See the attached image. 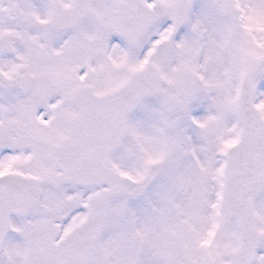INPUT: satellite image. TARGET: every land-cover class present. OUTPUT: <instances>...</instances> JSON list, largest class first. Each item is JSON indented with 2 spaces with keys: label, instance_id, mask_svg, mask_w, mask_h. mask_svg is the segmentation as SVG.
I'll return each instance as SVG.
<instances>
[{
  "label": "rangeland",
  "instance_id": "obj_1",
  "mask_svg": "<svg viewBox=\"0 0 264 264\" xmlns=\"http://www.w3.org/2000/svg\"><path fill=\"white\" fill-rule=\"evenodd\" d=\"M216 1L202 0V5L197 6L186 35L176 43L180 48L176 49L172 63L158 60L157 65L164 67L168 95L159 103L142 106L140 113L145 115L148 123L144 126L140 117H134L129 130V140L133 143L127 142L123 155L113 158V169L118 175L140 170L139 156L136 154L132 158L135 146L138 145L137 153L140 151V127L149 130L150 126L158 127L159 123L168 121L172 134L165 147V156L175 163L174 169H166L167 164H164L157 181L156 174H150L152 170L146 176L137 174L123 201L129 213L124 214L123 223L129 232L117 219L106 226L109 213H121L118 205L122 203L115 202L107 190L56 189L53 178L58 171L55 174L38 171L44 179L48 178V185L43 204L34 218L27 223L14 221L17 233L10 245L16 248L15 264H88L91 257L93 259L91 247L99 237L98 252L120 253L121 257L117 258L122 259V264H131L124 257L137 256L135 245V249L130 248L131 243L125 251L121 238L126 235L131 240L132 230L139 237L134 242L137 245L142 242L138 247L145 253L150 251L143 256L146 258L144 264H162L160 259L163 256L154 250L157 245L175 257L173 264H205V255H208L206 264L217 261L225 264L229 255L238 250V226L229 220L227 213H222L220 218L216 216L218 208L225 206L226 199L225 192L224 198L220 199V181L216 179L218 152L227 150L229 155L240 139L241 126H238L235 101L239 84L246 76L254 83L255 104L264 120V0H237L239 17L235 22L223 15ZM171 9L174 10L172 5ZM1 32L7 34L8 30L5 33L3 26ZM3 61L7 68L9 59L6 57ZM41 62L35 63L33 68L46 66L40 65ZM19 63L16 62L13 69L17 73L20 71L18 75H24L22 82L30 84L36 80L37 83L38 76L30 78L26 69V73L23 72L24 67H18L27 65L25 59ZM179 63L188 68L180 72L179 67L175 68ZM103 64L98 62L100 66ZM128 68L131 71L135 66L129 65ZM197 69L200 72L197 73ZM100 71L95 84L101 88L100 94H105L117 84L110 83ZM192 75L193 79L195 76L199 79L195 85L191 81ZM181 89L186 92L182 93ZM69 112L71 120L76 117L73 107ZM55 142L47 138L40 149L51 150ZM155 152L150 149L151 157L158 154ZM149 153L146 151L141 156L144 162L151 161ZM147 166H144L146 170ZM143 182L148 183L140 186ZM226 182L225 175L222 178L224 191ZM147 187L154 191L150 196H146L145 191L142 197ZM142 198L145 202L141 201L138 206L133 203ZM77 210L85 211L72 214ZM92 211L96 217L93 226L82 227L85 212ZM258 213L261 215L262 212ZM262 217L264 215L261 216L264 222ZM30 221H33L31 226ZM56 228L61 239L56 235ZM215 228L219 230L216 240L210 238ZM153 237L158 241L154 248L151 244ZM207 238L208 243L212 240L214 243L203 253L201 248ZM67 247L74 250L69 258L64 256ZM11 253L7 252L6 257H11ZM117 258H112L110 263L121 264Z\"/></svg>",
  "mask_w": 264,
  "mask_h": 264
},
{
  "label": "flooded vegetation",
  "instance_id": "obj_2",
  "mask_svg": "<svg viewBox=\"0 0 264 264\" xmlns=\"http://www.w3.org/2000/svg\"><path fill=\"white\" fill-rule=\"evenodd\" d=\"M120 1L94 0L92 14L80 25L73 29L61 26L58 32L51 26L55 7L62 17L75 8V0H17L16 24L2 19L0 28L4 26L12 32L14 55L9 57L7 68L1 62L8 89L0 87V175L37 173L42 168L38 154L47 140L43 138L46 132L52 131L50 140H60L62 136L61 123L54 116L64 114L65 103L75 93L95 84L98 69L103 75L116 66L122 69L129 65L135 68L138 64L157 65L162 55L163 61L168 60L173 47L171 5L174 9L176 0H149L151 7L160 1L168 18L150 31L135 54H129L127 46L120 41L108 47V41L120 37L119 32H107L105 39L96 36L98 32L115 29L114 7ZM22 58L27 65L18 67H24L23 72H29L30 78L38 76L37 83L36 80L23 83L24 75L13 69ZM39 61L46 66L33 68ZM98 62L104 64L100 66ZM45 114L50 116L49 128L48 122L41 121Z\"/></svg>",
  "mask_w": 264,
  "mask_h": 264
},
{
  "label": "water",
  "instance_id": "obj_3",
  "mask_svg": "<svg viewBox=\"0 0 264 264\" xmlns=\"http://www.w3.org/2000/svg\"><path fill=\"white\" fill-rule=\"evenodd\" d=\"M13 0H0L12 6ZM6 43V42H5ZM3 46V44H2ZM0 46V55L5 50ZM2 48V49H1ZM135 80L128 95L114 100L85 102L82 119L66 145L63 156L68 166L65 183L77 186H109L120 194L121 186L109 175V157L121 147L127 117L135 110L141 91ZM157 88L153 87L152 94ZM250 83L244 85L240 113L244 126L240 146L230 158L229 213L238 217L242 230L241 252L230 259L231 264H253L260 238L255 229L253 204L264 189V124L256 114L251 99ZM97 107L93 109L91 106ZM81 106V105H80ZM41 183L18 177L0 181V254L10 233V217L26 218L39 202Z\"/></svg>",
  "mask_w": 264,
  "mask_h": 264
},
{
  "label": "bare ground",
  "instance_id": "obj_4",
  "mask_svg": "<svg viewBox=\"0 0 264 264\" xmlns=\"http://www.w3.org/2000/svg\"><path fill=\"white\" fill-rule=\"evenodd\" d=\"M139 8L134 9L131 5L123 6L122 8V25L125 31L126 37H134L133 40L137 37L138 39L141 38L142 31L144 27L148 26L147 31H150V24L148 20L143 22L142 14L145 16L144 6L142 0L139 1ZM146 19V17H145ZM137 46V45H136ZM143 92V91H141ZM128 90L124 95H128ZM123 95V96H124ZM93 109H96L94 105L91 106Z\"/></svg>",
  "mask_w": 264,
  "mask_h": 264
}]
</instances>
